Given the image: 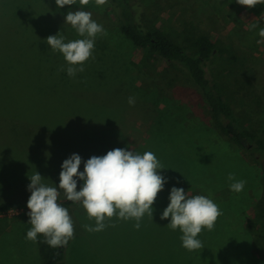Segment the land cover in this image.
<instances>
[{"label":"rangeland","instance_id":"1","mask_svg":"<svg viewBox=\"0 0 264 264\" xmlns=\"http://www.w3.org/2000/svg\"><path fill=\"white\" fill-rule=\"evenodd\" d=\"M1 1L5 4L0 7L2 39L19 41L15 49L19 56L0 44V88L14 91L13 97L0 94V114L18 121L15 136L37 137L60 119L87 123L91 135L89 124L102 125L108 132L122 134L127 149L154 153L165 167L158 173L168 178L154 202L153 217L146 212L139 229L134 227L135 218H119L117 210L105 218L103 230L89 232L84 225L95 227V218L89 219L82 202H71L74 233L66 247V264H264V165L253 161L247 150L220 129L201 100L200 88L187 74L159 55L146 60L144 50L121 30L118 9L111 0L104 5L95 0L81 5L76 0L63 8H58L56 0H19L21 9H14L9 0ZM140 2L154 4L150 12L160 10L155 12L158 25L177 41L185 42L187 34H208L219 42L222 51L218 56L224 61L220 85L243 125L264 139V43H257L262 39L259 29L264 28V4L250 9L236 0ZM77 10L90 12L107 35L98 34L94 58L84 62L85 71L70 77L63 54L53 52L46 38L57 34L65 42L85 38L65 23L67 13ZM253 24L258 27L253 29ZM217 63L214 67L219 69ZM10 65L22 73L13 74L17 70ZM208 67L211 72V64ZM129 97L135 98L134 105L129 104ZM24 120L50 121L28 128L21 125ZM38 141L42 153L49 156L46 144L50 141ZM116 148L120 146L115 144ZM72 151L65 149L66 154ZM49 152L51 157L56 155L54 150ZM101 152L99 156L107 154ZM77 153L87 161L95 152L83 144ZM31 154L28 147L0 143V194L7 198L0 201L2 209L27 206L29 176L36 172L45 184L52 185V178L53 183L60 181L61 166L52 167L48 158L46 167L40 166ZM229 173L246 181L241 192L230 190ZM173 186L183 188L189 198L204 195L212 199L222 211L212 230L204 228L198 234L200 249L184 248L181 230L168 226L170 217L160 218L170 203ZM29 219L27 213L0 216V264H42L38 242L26 239L32 227Z\"/></svg>","mask_w":264,"mask_h":264},{"label":"clouds","instance_id":"2","mask_svg":"<svg viewBox=\"0 0 264 264\" xmlns=\"http://www.w3.org/2000/svg\"><path fill=\"white\" fill-rule=\"evenodd\" d=\"M97 5H104L107 0H95ZM239 5L253 8L264 4V0H236ZM76 0H56L58 8L74 5ZM81 5H87L89 0H79ZM65 23L70 24L83 39L65 42L62 35H50L46 43L53 52L59 51L67 61V74L74 77L78 72L85 71L84 62L93 57L95 39L98 34L107 35L103 26L92 19L88 11L77 10L68 12ZM253 29L258 24L251 26ZM262 38L257 43H264V28L259 29ZM94 58V57H93ZM61 71L64 67L61 66ZM130 105L135 98L129 97ZM82 162L84 170L80 171ZM165 167L151 151L144 154L135 153L127 148L109 150L106 155L92 156L87 161L78 153L71 154L62 163L58 189L68 201L82 202L89 219L95 218V227L84 225L89 232H99L106 227L105 218L117 214L122 219L135 218L136 229L141 227L140 220L147 212L153 217V205L167 183V177L158 173ZM39 172L29 176L27 185L31 192L27 207L30 211L29 223L32 227L27 231L26 239L37 241L38 234H43L45 241L51 247L68 244L73 237V221L67 208L58 203L60 191L57 187L47 186L42 181ZM83 181L80 189L77 184ZM230 190L239 193L245 185V180H236L234 173H229ZM170 203L163 210L161 219H170L168 226L179 228L182 246L188 250L200 249L203 245L197 239L202 229L212 230L222 211L212 199L204 195L188 197L183 188L173 186L169 195ZM114 226V225H113Z\"/></svg>","mask_w":264,"mask_h":264},{"label":"trees","instance_id":"3","mask_svg":"<svg viewBox=\"0 0 264 264\" xmlns=\"http://www.w3.org/2000/svg\"><path fill=\"white\" fill-rule=\"evenodd\" d=\"M111 1L118 9L121 30L129 39L133 41L135 45L141 47L144 50L143 56L146 57L145 59L149 60L154 55H159L165 58L167 61L172 62L176 67L178 65L179 68H181L187 74V77L196 86H198V88H200V94L202 96L201 100L220 129L236 145L247 150L253 161L260 165H264V139L259 137V134L256 132V130L250 128L249 126L243 125L242 121L236 115L234 106L229 101L228 95L220 85L219 79L222 78L221 70L224 67V61L220 58V56H218V53L222 51L219 42L215 41L208 34H187L186 41L179 42L168 35L162 26L158 25V14L155 12L160 10L156 8L157 11L154 10L155 12H150L151 9L154 8V4L148 3L143 6L140 0ZM9 2L14 3L11 4V6H14V9H21L19 0H9ZM4 6L5 4L0 0V7L4 8ZM20 12L23 15L27 13H25V11ZM20 27H18L17 30L20 31L21 34H24V31H22ZM2 35L3 34L0 33V44L2 45L3 43V47H5L6 50H11L14 53H17V56H19V51L15 50L19 47L18 38H15L17 41H14V43L2 39ZM11 38L12 37L9 39ZM19 38L21 37L19 36ZM22 53L23 55H27L28 49L23 47ZM216 62H219L217 63L219 69L214 67V63ZM209 64H211V72L208 67ZM10 67L16 66L10 65ZM17 69L18 67H16L14 70ZM217 70H219V72ZM1 71L2 68H0V77ZM17 72L18 70L13 72V74L17 75L22 73V71H19V73ZM172 83L173 81H170L168 84L172 85ZM168 88L171 87L167 86L166 89ZM13 92L14 91H5L4 89L0 88L1 97L4 94L13 97ZM51 103L54 102L51 101ZM24 121L21 123L22 126L34 128V126L36 127L39 125L38 123H41L43 126L50 120L33 123H30L28 120L25 122ZM57 121L58 122H55V125L57 124V129L59 131L58 133L62 132L61 129L63 123H65L64 133L66 140H68V142L70 141L75 143L76 146L77 144H80V146L83 144H89L91 152L93 153L94 151L95 153H93V155L95 156H99L102 153L101 151H103L105 154L109 150H113L115 144L120 146V148L127 147L125 145L126 143H124L126 140L122 137V134H118L114 131L113 133L108 132L107 128L102 125L89 124L90 127H92L91 129L94 133V135H91L87 132L86 127L88 126L85 122L80 120H72V118L65 119V121L68 122H64V119ZM17 125H19L17 120L6 119L2 116V114H0V133H2L3 128L5 127L15 129L18 127ZM70 125L74 126V128ZM261 131L264 132V127L261 128ZM108 137L112 138L110 141L105 142ZM27 143L28 142L21 143L23 148L28 147L26 146ZM262 181L264 183V177ZM6 199L7 198L4 194H0V201ZM71 202L72 201L59 202L63 207L68 209L70 217L73 215L72 208L70 206ZM2 207H4L3 204H0V210ZM44 241L45 237L43 234H38L37 242L42 258V264H66L65 251L68 244L59 247H51ZM69 242L70 239L68 243ZM254 250L256 252L259 251L256 247H254Z\"/></svg>","mask_w":264,"mask_h":264},{"label":"crops","instance_id":"4","mask_svg":"<svg viewBox=\"0 0 264 264\" xmlns=\"http://www.w3.org/2000/svg\"><path fill=\"white\" fill-rule=\"evenodd\" d=\"M8 128L10 129L9 131L3 130L2 133H0V143L5 144V145H11L15 148L17 147V148L23 149V146L21 145L20 140L25 139V141H23V142H28L26 144V146H28V149L30 148V151L32 152L31 156L35 157V159H36V161H38L39 165L43 166V167H46V164L44 161H47V158H48L49 162L52 164V167H54V166L56 168H58L60 166L62 167L63 161L65 159H67L71 154L77 153L78 149L80 148V144H77V147H78V149H77V148H75V145H76L75 143H72L70 141L68 142V140H65V133H64L65 128H64V126H62V129H61L62 132H60V133H58L59 131L57 129V125L51 126L50 129H47V130H41L38 132L39 135H37V137L35 136L36 138L35 137L24 138V137L15 136L17 129L16 128L12 129L10 127H8ZM5 132H7V134ZM38 133H36V134H38ZM42 138H47V140L50 141V144H46V146H47L46 150L49 154V156L47 155V157H46V155H44V153H42V151L40 150V148L37 145V143H39L38 140H40ZM34 140H37V142ZM66 144H68V146H66ZM65 149H70L73 151L71 152V154H66ZM49 150L50 151L54 150L56 155L54 157H51ZM80 169H81L80 171H83L84 167L80 168ZM53 171H54V169H53ZM51 180H52V185H49L47 182H46V185L52 186V187H57V189H58L60 181H56L53 183L54 179L52 178ZM82 183H83V181H78L77 188L80 189V186ZM58 191H60V195L58 198L60 200H62V202H65V196L63 195L62 191L59 189H58ZM20 197H22V196H20ZM25 198L26 197L23 196V199H25Z\"/></svg>","mask_w":264,"mask_h":264},{"label":"built area","instance_id":"5","mask_svg":"<svg viewBox=\"0 0 264 264\" xmlns=\"http://www.w3.org/2000/svg\"><path fill=\"white\" fill-rule=\"evenodd\" d=\"M4 208L0 211V216H19L22 214H26L30 211V209L26 205H14L11 208Z\"/></svg>","mask_w":264,"mask_h":264}]
</instances>
